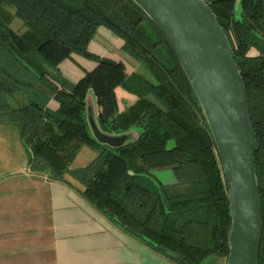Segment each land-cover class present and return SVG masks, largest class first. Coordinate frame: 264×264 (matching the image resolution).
Wrapping results in <instances>:
<instances>
[{
    "label": "trees",
    "instance_id": "1",
    "mask_svg": "<svg viewBox=\"0 0 264 264\" xmlns=\"http://www.w3.org/2000/svg\"><path fill=\"white\" fill-rule=\"evenodd\" d=\"M205 1L233 49L259 144L258 264H264V0H239L237 11L235 0ZM2 6L13 7L26 30L17 34L0 16V122L17 126L29 170L61 181L72 176L93 207L177 264L227 257L231 220L220 158L197 97L157 26L132 0H0ZM99 26L123 41V51L150 78L88 51ZM72 54L96 61L76 82L58 72ZM39 84L52 91L55 109L38 96ZM89 91L101 131L138 129L134 141L110 148L92 137L85 117ZM14 92L26 102L5 108L6 95ZM86 145L98 149L96 157L71 169ZM165 167L172 168L174 184L152 177V169Z\"/></svg>",
    "mask_w": 264,
    "mask_h": 264
},
{
    "label": "crops",
    "instance_id": "2",
    "mask_svg": "<svg viewBox=\"0 0 264 264\" xmlns=\"http://www.w3.org/2000/svg\"><path fill=\"white\" fill-rule=\"evenodd\" d=\"M0 16L17 34L25 32L26 26L15 17L13 8L2 6ZM122 45L123 41L111 30L99 26L87 49L100 58L122 61L128 74L135 72L148 77L146 68L125 53ZM95 65L91 59L72 54L58 64V69L64 78L75 82L83 74L76 67L86 71ZM37 91L48 108L57 107L50 88L39 84ZM6 99L5 108L19 107L26 102L21 92L8 93ZM96 116V100L89 91L85 110L88 125L93 122L99 127ZM8 125L0 122L1 127ZM123 134L130 141L137 138L139 130L131 129ZM13 142L14 147L10 138H0V158L11 160L10 170L20 174L9 177V173L0 180V264H177L121 230L93 207L81 194L83 184L72 176L66 175L61 181L30 171L25 145L20 138ZM97 150L94 146H83L75 159L86 151L89 161L97 155ZM15 154L21 155L17 161ZM175 182L171 183L170 179L168 183ZM214 259L217 264H226L225 259L220 261L222 256H213L205 264Z\"/></svg>",
    "mask_w": 264,
    "mask_h": 264
},
{
    "label": "water",
    "instance_id": "3",
    "mask_svg": "<svg viewBox=\"0 0 264 264\" xmlns=\"http://www.w3.org/2000/svg\"><path fill=\"white\" fill-rule=\"evenodd\" d=\"M161 31L194 91L213 137L227 186L230 229L226 264H258L262 214L255 153L259 144L246 87L227 35L205 0H132ZM239 0H235L237 11ZM93 138L113 148L134 141Z\"/></svg>",
    "mask_w": 264,
    "mask_h": 264
},
{
    "label": "rangeland",
    "instance_id": "4",
    "mask_svg": "<svg viewBox=\"0 0 264 264\" xmlns=\"http://www.w3.org/2000/svg\"><path fill=\"white\" fill-rule=\"evenodd\" d=\"M11 8H13V7H11ZM14 9V8H13ZM76 55H79V54H76ZM80 56H82V55H80ZM82 57H84V56H82ZM85 59H90V58H87V57H84ZM92 61H95L94 59H91ZM96 62V61H95ZM76 68H78V70H81V72L83 73L82 74V76L85 74V72L86 71H89V70H82L81 68H79V67H76ZM58 72H59V74L60 75H62L63 76V74L61 73V70L60 69H58ZM142 75V74H141ZM81 76V77H82ZM144 76V75H143ZM146 77H147V75H145ZM144 76V77H145ZM64 77V76H63ZM80 77V78H81ZM148 77L150 78V76H149V74H148ZM147 77V78H148ZM79 78V79H80ZM78 79V80H79ZM78 80H76V81H78ZM75 81V82H76ZM38 86V85H37ZM37 88V87H36ZM0 138H10V143H11V146L12 147H14L15 146V142H13V139H15V138H20L19 137V132H18V128H17V126L16 125H14V124H10V125H8V126H5V127H1L0 126ZM174 144V141L173 140H170L169 142H168V147H170V146H172ZM98 151V150H97ZM86 151H82L81 153H80V155H78V157L75 159V161L73 162V163H71V165H70V168L71 169H78V168H81V167H83V166H85L86 164H88L92 159H94V158H92L91 160H89V161H87L86 160V156H87V154L85 153ZM98 153V152H97ZM2 157V156H1ZM21 157V155H18V154H15V160L17 161V160H19V158ZM94 157H96V155L94 156ZM12 164H13V162L11 161V160H9V159H7V158H5V157H2V159L0 158V180L2 179V177H4V176H6V174H9V177H14V176H16V175H20V174H18V173H16V172H13V171H11L10 170V168L9 167H12ZM9 168V169H8ZM11 171V172H10ZM150 173H151V175H152V177H154L155 179H157L158 181H160V182H162V183H165V184H170V183H168V182H170V179H171V183H172V181H174L175 180V177H174V174H173V170H172V168L171 167H165V168H158V169H152L151 171H150ZM79 182V181H78ZM82 184V183H81ZM14 187H16V186H14ZM17 189V188H16ZM16 191H18V190H16ZM15 195L14 196H16L17 195V193H14ZM210 258H212V257H210ZM209 258V259H210ZM208 259V260H209ZM226 260V257H222V259L220 260V261H223V260ZM207 260V261H208ZM215 260V259H214ZM217 263H219V262H217V260H215V261H212V262H207V264H217Z\"/></svg>",
    "mask_w": 264,
    "mask_h": 264
}]
</instances>
